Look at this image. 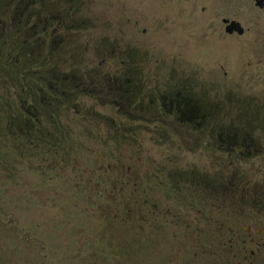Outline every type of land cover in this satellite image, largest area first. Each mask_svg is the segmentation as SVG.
I'll use <instances>...</instances> for the list:
<instances>
[{"label": "rangeland", "instance_id": "1", "mask_svg": "<svg viewBox=\"0 0 264 264\" xmlns=\"http://www.w3.org/2000/svg\"><path fill=\"white\" fill-rule=\"evenodd\" d=\"M65 9L85 23L60 34L67 64L104 78L121 76L126 68L132 72V85L121 82L122 106L87 102L124 124L121 133L136 136L133 143L122 139L121 155L113 147L96 172L111 166L107 174L118 177L171 169L230 175L245 185L238 189L251 192L248 203L229 190L219 198L207 193L204 200L211 215L221 211L231 225L228 252L237 256L234 264H264V0H75ZM182 85L255 105L259 125L253 132L261 153L249 159L238 150L221 153L206 131L193 132L162 114L157 94ZM98 132L116 133L104 127ZM73 138L85 139L77 130ZM84 142L87 151L94 150L90 137ZM85 160L87 154L74 150L65 166L45 171L35 166L37 158L31 168L17 159L5 161L11 177L0 165V264L120 263L124 244L107 238L101 221L93 223L98 217L81 201L85 193L71 187L87 179L80 174L92 169ZM144 237L153 242L148 231ZM97 246L104 253L95 258L91 250Z\"/></svg>", "mask_w": 264, "mask_h": 264}, {"label": "trees", "instance_id": "2", "mask_svg": "<svg viewBox=\"0 0 264 264\" xmlns=\"http://www.w3.org/2000/svg\"><path fill=\"white\" fill-rule=\"evenodd\" d=\"M71 4L75 0H0V165L11 177L12 167L5 161L16 163L17 159L31 168L37 158L35 166L45 171L50 165L65 166L74 150L87 154L85 161L92 169L80 170L87 179L71 187L77 194L85 193L81 201L98 217L93 223L101 221L107 238L124 244L125 252L117 255L119 264H234L237 256L228 252L231 225L221 211L209 213L204 195L219 198L229 190L248 203L251 192L238 189V185L245 187L240 181L221 173L182 169L129 177L107 174L111 166L96 172L113 147L121 155L122 139L133 143L136 136L121 133L124 124H116L87 102L122 106L121 82L125 87L132 85V72L126 68L121 76L104 78L63 60L60 34L85 24L82 18H73L74 11L65 9ZM156 104L178 125L206 131L216 151L238 150L246 159L261 153L253 132L259 125L255 105L225 95L211 98L207 92L183 85L160 91ZM99 127L116 133L105 135L98 132ZM74 130L85 139L76 142ZM129 131L133 129L128 126ZM89 137L93 151L84 147ZM105 213L109 214L99 218ZM145 231L153 237L152 243L144 237ZM97 247L91 250L95 258L104 253Z\"/></svg>", "mask_w": 264, "mask_h": 264}]
</instances>
